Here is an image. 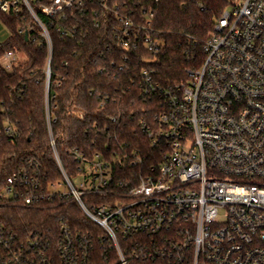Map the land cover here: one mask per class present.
<instances>
[{"label": "built area", "instance_id": "1", "mask_svg": "<svg viewBox=\"0 0 264 264\" xmlns=\"http://www.w3.org/2000/svg\"><path fill=\"white\" fill-rule=\"evenodd\" d=\"M90 7L99 8L92 10L98 22L106 19L103 11H116L121 45L129 50L142 42L156 60L161 43L148 31L153 13L145 9L118 11L112 0H0L1 13L28 12L39 26L49 78L52 41L35 8L66 21ZM229 7L185 82L163 87L153 69L141 73L143 96L160 103L155 127L146 130L152 146L163 151L157 164L116 181L100 153L75 150L78 173L70 177L52 140L63 180L44 188L33 161L8 179L0 191L6 204L75 202L90 227L61 220L41 235L0 223L4 264H264V0H231ZM57 30L66 34L59 25ZM19 32L28 37L26 29ZM20 60L9 51L0 62L12 70ZM49 92L48 84L47 101ZM5 130L16 134L12 124ZM124 159L144 164L138 152Z\"/></svg>", "mask_w": 264, "mask_h": 264}, {"label": "trees", "instance_id": "2", "mask_svg": "<svg viewBox=\"0 0 264 264\" xmlns=\"http://www.w3.org/2000/svg\"><path fill=\"white\" fill-rule=\"evenodd\" d=\"M112 1L119 2L118 11L133 9L140 14L145 9L153 13L148 31L161 43L156 60L142 42L129 50L121 45L115 36L122 25L116 11H103L106 19L98 22L92 10L99 8L90 7L85 13H70L68 20L58 21L35 8L51 36L49 78V51L39 26L28 12L18 17L0 12L1 21L10 31L9 38L0 42V60L9 51L21 56L12 70L0 62V191L10 177L23 167L29 168L32 161L39 165L44 188L63 180L52 140L70 177L78 173L72 155L75 150L88 155L100 153L110 163L116 181L142 174L162 156L163 151L152 146L146 133L155 127L160 103L143 96L141 73L153 69L163 87L185 82L189 70L201 65L204 44L229 1ZM58 25L65 35L58 32ZM21 28L26 29L28 37L19 32ZM8 123L15 127V135L6 132ZM134 152L144 158V164L131 166L125 161L124 156ZM41 205L12 206L0 199V223L14 231L39 230L41 235L57 229L61 220L83 230L90 227L75 202L53 199ZM0 264L4 262L0 260Z\"/></svg>", "mask_w": 264, "mask_h": 264}, {"label": "rangeland", "instance_id": "3", "mask_svg": "<svg viewBox=\"0 0 264 264\" xmlns=\"http://www.w3.org/2000/svg\"><path fill=\"white\" fill-rule=\"evenodd\" d=\"M229 2L231 0H228ZM228 7L227 9H229ZM10 36L9 29L3 24V22L0 19V42H5ZM81 182V178L74 179V183L79 186V183Z\"/></svg>", "mask_w": 264, "mask_h": 264}]
</instances>
